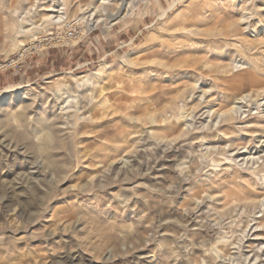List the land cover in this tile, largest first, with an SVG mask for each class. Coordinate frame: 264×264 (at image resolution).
<instances>
[{"label":"rangeland","instance_id":"obj_1","mask_svg":"<svg viewBox=\"0 0 264 264\" xmlns=\"http://www.w3.org/2000/svg\"><path fill=\"white\" fill-rule=\"evenodd\" d=\"M0 264H264V0H0Z\"/></svg>","mask_w":264,"mask_h":264},{"label":"bare ground","instance_id":"obj_2","mask_svg":"<svg viewBox=\"0 0 264 264\" xmlns=\"http://www.w3.org/2000/svg\"><path fill=\"white\" fill-rule=\"evenodd\" d=\"M57 17L61 18V15H56L55 18H57Z\"/></svg>","mask_w":264,"mask_h":264}]
</instances>
